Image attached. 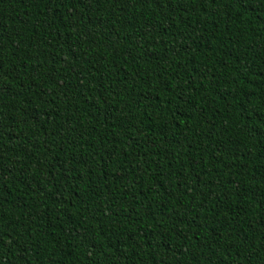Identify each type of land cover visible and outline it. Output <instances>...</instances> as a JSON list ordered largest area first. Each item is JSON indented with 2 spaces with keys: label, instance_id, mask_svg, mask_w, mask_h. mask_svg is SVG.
I'll return each mask as SVG.
<instances>
[{
  "label": "trees",
  "instance_id": "1",
  "mask_svg": "<svg viewBox=\"0 0 264 264\" xmlns=\"http://www.w3.org/2000/svg\"><path fill=\"white\" fill-rule=\"evenodd\" d=\"M0 264H264V0H0Z\"/></svg>",
  "mask_w": 264,
  "mask_h": 264
}]
</instances>
